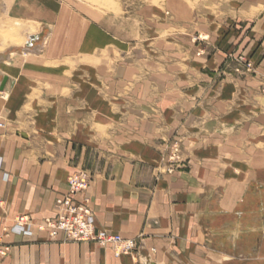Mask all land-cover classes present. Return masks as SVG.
<instances>
[{
  "label": "crops",
  "instance_id": "1",
  "mask_svg": "<svg viewBox=\"0 0 264 264\" xmlns=\"http://www.w3.org/2000/svg\"><path fill=\"white\" fill-rule=\"evenodd\" d=\"M116 1L0 0L4 264H264V0ZM81 170L134 255L38 230Z\"/></svg>",
  "mask_w": 264,
  "mask_h": 264
},
{
  "label": "built area",
  "instance_id": "2",
  "mask_svg": "<svg viewBox=\"0 0 264 264\" xmlns=\"http://www.w3.org/2000/svg\"><path fill=\"white\" fill-rule=\"evenodd\" d=\"M248 67L250 65H247ZM181 163L178 150L173 147L168 156L164 171L173 173ZM91 183V176L87 171H77L67 177L68 192L65 196L56 200L55 209L57 216L54 219H46L38 230L48 233L50 239H56L59 233L65 236V241L75 243L95 244L101 248L112 247L115 257L134 255L138 244L134 240L123 239L119 235L98 231L94 224L92 210L87 199L78 202L76 197L85 193ZM13 227L0 236V264H4L10 247L4 243L12 233L20 235H32V225L25 216H18L13 221Z\"/></svg>",
  "mask_w": 264,
  "mask_h": 264
},
{
  "label": "rangeland",
  "instance_id": "3",
  "mask_svg": "<svg viewBox=\"0 0 264 264\" xmlns=\"http://www.w3.org/2000/svg\"><path fill=\"white\" fill-rule=\"evenodd\" d=\"M104 2H112L113 0H103ZM125 0H118L116 1L117 3V7H120V2H124ZM156 2V0H154V2H152L153 4ZM17 28L18 26L16 25H10L8 26V28L4 29L1 27L0 28V36L3 37V40L0 39V52L3 51L6 47V45H9L10 48L15 49V50H19V51H25V50H29L30 48H32V46H34V42H32L31 46L28 47L27 46V42H24V38L23 37H19L17 34ZM25 43V44H24ZM247 65H251L249 62H247ZM250 67V66H249ZM1 80V78H0ZM180 155V154H179ZM180 161H181V156H180Z\"/></svg>",
  "mask_w": 264,
  "mask_h": 264
},
{
  "label": "water",
  "instance_id": "4",
  "mask_svg": "<svg viewBox=\"0 0 264 264\" xmlns=\"http://www.w3.org/2000/svg\"><path fill=\"white\" fill-rule=\"evenodd\" d=\"M35 40V37H30L28 40H27V46L30 47L32 42ZM5 84H6V79L3 80L2 84L0 85V93L3 92L4 90V87H5Z\"/></svg>",
  "mask_w": 264,
  "mask_h": 264
}]
</instances>
